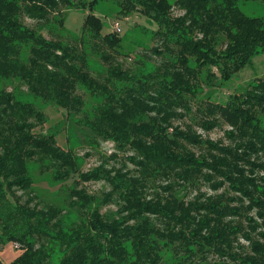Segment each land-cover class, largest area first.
<instances>
[{
  "label": "trees",
  "instance_id": "16d2710c",
  "mask_svg": "<svg viewBox=\"0 0 264 264\" xmlns=\"http://www.w3.org/2000/svg\"><path fill=\"white\" fill-rule=\"evenodd\" d=\"M118 1L121 14L138 11L152 18L157 33L176 45V50L157 51L165 57L163 66L154 72L138 77L116 64L99 79L89 71L83 37L80 46L48 38L21 18L26 14L47 19L63 6L85 8L83 34L90 31L96 41L116 48L122 38L103 33V22L94 13L99 0H0V79L24 83L29 93L65 109L67 119L83 111L85 102L78 86H85L102 100L91 115L76 119L78 124L104 140L134 149L143 157L137 163L156 175L189 182L212 181L206 170L219 173L246 197L249 208L257 209L260 223L246 217L254 221L252 229L264 227V176L248 177L241 165L244 162L264 172V162L248 158L257 151L264 153L259 117L264 112V78L250 81L245 92L219 95L211 101L233 127L228 135L236 140L235 148L203 140L190 128L176 126L170 131L176 109L187 105L185 95L197 94L198 73L206 65L216 67L214 76L228 82L264 52V18L247 17L237 0H177L185 11L179 16H173L169 0ZM60 21L63 24L64 19ZM190 60H195L196 68ZM46 122L44 111L17 99L14 91H0V264H159L163 244L178 243L189 253L205 251V246L225 253L231 238L240 233V224L226 220L244 210L242 204H230L232 196L188 203L172 192L147 198L142 180L119 169L100 165L80 171L78 156L72 148L59 145L57 134L49 128L36 130ZM215 125L214 119L202 124L207 129ZM186 143L206 144L210 157H197ZM31 159H48L55 179L76 181L78 175L83 182L107 181L112 192L104 200L118 194L122 201L119 216L103 214L99 198L78 188V181L70 187L68 205L84 208L86 216L75 221L66 222L64 207H40L30 199L22 202L16 189L32 186ZM154 219L165 226H157ZM7 245L14 251L10 261L4 256ZM232 257H239L243 264H264V242L253 241L251 252Z\"/></svg>",
  "mask_w": 264,
  "mask_h": 264
},
{
  "label": "rangeland",
  "instance_id": "374dc122",
  "mask_svg": "<svg viewBox=\"0 0 264 264\" xmlns=\"http://www.w3.org/2000/svg\"><path fill=\"white\" fill-rule=\"evenodd\" d=\"M173 3V16L183 15L185 11L176 3L177 0H169ZM240 9L250 18H264V0H237ZM118 0H99L94 8L104 25L103 33L113 32L122 39L120 46L111 48L101 41H96L90 31L83 34V25L88 10L76 6H63L60 13H51L47 19L32 18L22 14V21L41 31L48 38L61 40L68 44L81 45L80 38L84 39V48L88 56L89 71L99 79L107 74L110 65L118 64L125 70L140 77L154 72L157 67L163 66L164 57L157 53L165 52V48L170 47L176 50V45L172 40L165 38L157 33V23L150 17L133 11L129 15L120 13ZM64 19L63 24L61 19ZM108 55L110 59L103 56ZM193 67H197L195 60H190ZM212 72V73H211ZM218 72L216 67L207 65L199 73V85L196 87V95L186 94L187 105L176 109V116L172 119L170 131L174 127L190 128L196 134L202 136L203 140H212L222 146L235 148L236 140L228 134L233 132V127L229 125L220 115L211 101L216 96L227 97L233 93L245 92L248 83L256 78H264V52L253 58L252 63L235 74L231 81L224 82L220 76H214ZM14 91L16 98L25 102L32 103L37 109L42 110L47 115V122L39 125L38 131L52 130L57 134V140L63 148H72L80 161V171H88L97 166L104 165L106 168L119 169L133 177L142 180L145 185L144 195L147 198H157L167 196L172 192L178 199L186 203L192 201L207 202L208 198L220 195L232 196L234 201L231 205H241L244 207L239 216H230L226 220L240 224L241 231L231 238V247L225 253H218L213 247L205 246V251L189 253V249L175 244L161 246V260L159 264H243L239 257L233 258V254L240 252H251L252 242H264L262 233L264 227L256 225L254 231L252 225L254 221L261 222L256 208H249V201L231 183L219 173L215 174L211 170H206L212 175V181L195 179L194 181L182 182L174 176L165 177L151 173V169L144 168L137 161L143 157L134 149L126 146H119L113 141L104 140L88 129L84 125L78 124L76 119L82 118L85 113L92 114L93 108L98 105L102 98L92 94L85 86L79 85L78 92L84 98V108L82 112L74 114L71 118L66 117V111L54 104L44 101L29 93L24 83L18 81L0 79V91ZM190 108V110H188ZM153 114L156 115L154 112ZM182 115V116H181ZM181 116V117H180ZM262 127L264 128V112H260ZM214 119L216 125L207 129L202 126L206 120ZM188 149L195 153L197 157H210L206 144L186 143ZM251 161L264 162V153L257 151L249 155ZM248 177L252 178L264 176V172L259 168H251L244 162L241 163ZM29 174L32 178V186L29 189H16V194L21 201L32 200V204L40 207L46 205H58L66 208L64 212L67 223L86 216V210L81 207H71L68 205L71 198L69 195L70 187L85 188L89 194L96 196L100 200V209L108 217L119 216L122 201L117 193H112L108 201L104 200V195L112 192V186L105 180L79 181V176L75 175V180L69 179L62 181L55 179L53 166L48 159H31L28 162ZM239 178L233 176L232 178ZM261 180V179H259ZM74 183V184H72ZM172 185L171 191L164 187ZM225 203V202H224ZM98 204V203H97ZM68 208H67V207ZM205 214V213H203ZM247 216L254 218L253 222L247 220ZM155 218V217H153ZM155 224L164 227L165 224L160 219H154ZM237 225V224H235ZM192 229V228H191ZM206 232L204 231V234ZM249 233L250 237H246ZM17 247H21L16 242ZM204 248V249H205ZM57 253L53 261H57Z\"/></svg>",
  "mask_w": 264,
  "mask_h": 264
},
{
  "label": "crops",
  "instance_id": "0c3cea01",
  "mask_svg": "<svg viewBox=\"0 0 264 264\" xmlns=\"http://www.w3.org/2000/svg\"><path fill=\"white\" fill-rule=\"evenodd\" d=\"M4 256L7 258V261H10L14 257V251L11 249L10 245H7Z\"/></svg>",
  "mask_w": 264,
  "mask_h": 264
}]
</instances>
